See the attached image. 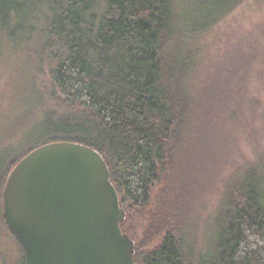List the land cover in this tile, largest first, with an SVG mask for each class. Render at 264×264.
I'll list each match as a JSON object with an SVG mask.
<instances>
[{"label":"trees","instance_id":"1","mask_svg":"<svg viewBox=\"0 0 264 264\" xmlns=\"http://www.w3.org/2000/svg\"><path fill=\"white\" fill-rule=\"evenodd\" d=\"M241 1L194 0L192 20L176 0H0V48L28 51L34 112L49 138L2 164L1 187L32 149L82 143L108 166L137 264H264V169H220L234 160L244 113L257 109L242 94L238 63L246 55L200 70L191 47V37ZM185 150L193 151V171ZM213 176L223 184L212 235L199 245L181 198Z\"/></svg>","mask_w":264,"mask_h":264},{"label":"water","instance_id":"2","mask_svg":"<svg viewBox=\"0 0 264 264\" xmlns=\"http://www.w3.org/2000/svg\"><path fill=\"white\" fill-rule=\"evenodd\" d=\"M2 210L24 264H137L108 166L88 145L59 141L29 151L6 177Z\"/></svg>","mask_w":264,"mask_h":264},{"label":"rangeland","instance_id":"3","mask_svg":"<svg viewBox=\"0 0 264 264\" xmlns=\"http://www.w3.org/2000/svg\"><path fill=\"white\" fill-rule=\"evenodd\" d=\"M176 1L178 7H183L182 15L193 20L194 0ZM229 3L224 5L223 2L222 10L226 9ZM221 13L213 18L222 16ZM211 22L212 18L208 23ZM191 38L192 49L195 46L198 51L197 62L201 66H199L200 70L204 66L213 70L217 64L226 60L229 64L231 56L243 57L240 56L242 53L246 55V59L238 63L240 77L246 89L242 94L246 95V100L256 99L257 109L255 108L253 113H244L243 127L238 131L240 146L235 149L233 162L222 163L220 169L223 174H228L245 162L259 163L264 169V0H242L209 28L197 34L194 39ZM38 42L37 37L32 40L33 49L39 48ZM249 54L253 55L250 61L247 60ZM35 100L33 63L28 51L25 52L6 43L2 44L0 48V172L2 173L6 168H2L4 163H10L13 158L26 153L28 148L49 139L45 134L43 123H37L39 112L34 111L39 106L36 108L33 106ZM35 123L37 124L34 125ZM191 128L190 131L193 133V127ZM183 158L188 162V169L191 168L193 171V151L185 150ZM196 168L202 170L203 164L198 163ZM198 175L191 174L192 182L193 179L197 180ZM222 184L223 179L220 177L215 179L213 176L210 181L203 180L202 185H206L203 191L196 193L195 188L191 191L187 190L185 196L181 198L180 205L189 208L187 211L192 215V236L198 239L199 245H204L212 235V216ZM2 190L0 184L1 196ZM144 217L146 218V215ZM0 254L5 264H24V251L4 221L1 199Z\"/></svg>","mask_w":264,"mask_h":264}]
</instances>
